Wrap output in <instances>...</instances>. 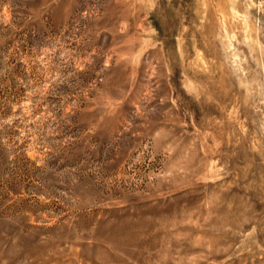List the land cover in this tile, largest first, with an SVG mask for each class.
<instances>
[{
  "label": "rangeland",
  "instance_id": "rangeland-1",
  "mask_svg": "<svg viewBox=\"0 0 264 264\" xmlns=\"http://www.w3.org/2000/svg\"><path fill=\"white\" fill-rule=\"evenodd\" d=\"M0 264H264V0H0Z\"/></svg>",
  "mask_w": 264,
  "mask_h": 264
}]
</instances>
